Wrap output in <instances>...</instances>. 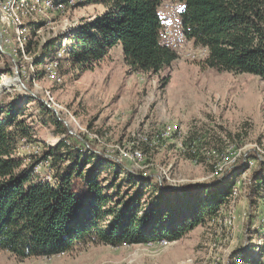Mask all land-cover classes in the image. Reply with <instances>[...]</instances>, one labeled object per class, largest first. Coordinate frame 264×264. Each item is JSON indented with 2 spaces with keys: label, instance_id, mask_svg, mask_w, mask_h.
Instances as JSON below:
<instances>
[{
  "label": "rangeland",
  "instance_id": "1",
  "mask_svg": "<svg viewBox=\"0 0 264 264\" xmlns=\"http://www.w3.org/2000/svg\"><path fill=\"white\" fill-rule=\"evenodd\" d=\"M54 1L6 0L3 6L0 0L8 25L0 29V55H5L0 56V104L18 105L17 119L29 127L31 142L21 143L25 164L50 179L52 170L38 161L46 147L64 140L79 153L88 145L108 159L99 174L103 185L121 183L126 170L151 177L145 204L159 193L156 181L178 188L230 177L236 191L215 215L175 241L121 246L90 242L54 256L25 259L0 250V264H245L246 259L262 264L264 82L249 73L203 67L206 50L192 40L158 73L131 70L117 46L84 70L61 56L59 80L53 79L45 69L48 61L36 65L38 52H25L27 40L37 51L57 39L58 51L65 54V32L78 19H92L104 10L81 5V0L66 5ZM67 150L60 149L64 154ZM249 183L259 187L250 196ZM128 190L123 183L120 193Z\"/></svg>",
  "mask_w": 264,
  "mask_h": 264
},
{
  "label": "trees",
  "instance_id": "2",
  "mask_svg": "<svg viewBox=\"0 0 264 264\" xmlns=\"http://www.w3.org/2000/svg\"><path fill=\"white\" fill-rule=\"evenodd\" d=\"M163 1L81 0V5H100L104 10L92 19H78L65 32V54L58 56L60 43L53 38L37 51L27 40L25 52H38L36 65L57 64L66 56L69 64L84 70L120 46L131 70L158 73L177 58L160 38L162 19L157 10ZM178 1L183 5L180 17L186 40L206 50L203 67L249 73L264 82V0ZM54 2L68 4V0ZM18 110L15 103L0 104V250L18 259L50 257L90 242L121 246L175 241L215 215L232 193L230 177L175 189L156 181L159 193L145 204L151 177L139 178L126 170L121 183L103 185L99 174L108 159L88 145L79 153L64 140L42 152L38 163L52 170L51 180L44 179L25 164L21 143L31 142V135L24 121L17 119ZM64 158H70L65 165ZM125 182L129 190L120 193ZM255 186L249 183L248 196L259 189ZM261 258L263 264V254Z\"/></svg>",
  "mask_w": 264,
  "mask_h": 264
},
{
  "label": "bare ground",
  "instance_id": "3",
  "mask_svg": "<svg viewBox=\"0 0 264 264\" xmlns=\"http://www.w3.org/2000/svg\"><path fill=\"white\" fill-rule=\"evenodd\" d=\"M180 7L183 8V5L178 0H170V2H168V3L162 2L160 7H159V10L161 9L162 13H169V10H179ZM174 23H175L176 35H172V42H173V44H178V49H174V50L179 51L180 49L184 48L185 42L187 41L185 36H184V33H183L182 20H181L180 15H174ZM165 36H166L165 22L162 19V28H161L160 38L167 46L170 47V44L166 43ZM22 39H23V37H22ZM60 55H61V52L58 53V56H60ZM56 65L57 64L55 61L48 62L45 65V69L47 70V74L49 75V77H51L53 79L56 78L57 80H59V77L57 76V73H56ZM169 130H171V127H169ZM234 191H236L235 188H234L232 193H235Z\"/></svg>",
  "mask_w": 264,
  "mask_h": 264
},
{
  "label": "built area",
  "instance_id": "4",
  "mask_svg": "<svg viewBox=\"0 0 264 264\" xmlns=\"http://www.w3.org/2000/svg\"><path fill=\"white\" fill-rule=\"evenodd\" d=\"M3 6H6V0H3ZM3 6H0V29L4 28L5 26H8L5 20V15L3 13ZM157 11L160 15V19H163L165 22L166 43L170 44V49L172 50L178 49V44H173L172 42V35H176L174 15H181L183 8L180 7L179 10H169V13H162V10H157Z\"/></svg>",
  "mask_w": 264,
  "mask_h": 264
},
{
  "label": "water",
  "instance_id": "5",
  "mask_svg": "<svg viewBox=\"0 0 264 264\" xmlns=\"http://www.w3.org/2000/svg\"><path fill=\"white\" fill-rule=\"evenodd\" d=\"M195 184V183H194ZM175 189V188H174Z\"/></svg>",
  "mask_w": 264,
  "mask_h": 264
}]
</instances>
